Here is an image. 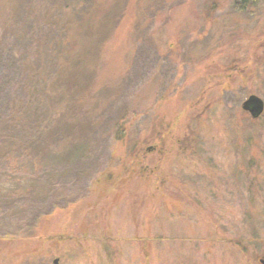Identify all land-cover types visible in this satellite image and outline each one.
Instances as JSON below:
<instances>
[{"label": "rangeland", "instance_id": "obj_1", "mask_svg": "<svg viewBox=\"0 0 264 264\" xmlns=\"http://www.w3.org/2000/svg\"><path fill=\"white\" fill-rule=\"evenodd\" d=\"M163 1L149 25L152 0H95L82 27L70 16L74 48H89L68 81L82 132L64 125L37 171L0 169V218L68 202L1 235L0 264H264V109L241 108L264 102V0ZM31 2L50 18V0Z\"/></svg>", "mask_w": 264, "mask_h": 264}, {"label": "trees", "instance_id": "obj_2", "mask_svg": "<svg viewBox=\"0 0 264 264\" xmlns=\"http://www.w3.org/2000/svg\"><path fill=\"white\" fill-rule=\"evenodd\" d=\"M51 1L54 0H50L48 6L50 18L37 23L33 16L37 12L36 4L31 0H14L10 22L2 31L5 44L0 38V68L5 73L0 77V169L12 173L39 170V158L48 156L52 146L67 136L62 131L64 125L73 137L76 129L77 133L82 132L77 127L84 118L82 109L75 106L82 89L78 84L73 88L68 81L77 75V80H82V62L78 58L89 48H74L68 25L72 23V16L78 27H82L83 22L89 20L84 18L96 4L95 0H55L56 6H52ZM152 1V7L146 12L148 25L164 5L163 0ZM253 1L236 0L235 6L243 9ZM116 22L113 20L112 26ZM112 26H109L111 30L116 25ZM18 44L22 45L20 52L16 50ZM5 49L9 59H4ZM26 55L28 59H22ZM35 98L40 101L37 105L40 109L33 115L27 103L37 102ZM43 202L24 206L25 213L14 223L0 218V236L30 234L42 215L65 206L68 200ZM18 204L23 202H14ZM2 207L0 205V210Z\"/></svg>", "mask_w": 264, "mask_h": 264}, {"label": "water", "instance_id": "obj_3", "mask_svg": "<svg viewBox=\"0 0 264 264\" xmlns=\"http://www.w3.org/2000/svg\"><path fill=\"white\" fill-rule=\"evenodd\" d=\"M241 108L247 111L251 117H257L259 114L262 113L264 109V102L263 100L255 95L250 94L241 104ZM54 264H58V259H54Z\"/></svg>", "mask_w": 264, "mask_h": 264}]
</instances>
